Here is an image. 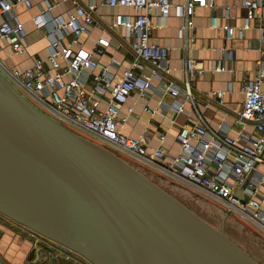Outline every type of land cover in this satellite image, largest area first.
Segmentation results:
<instances>
[{"label": "water", "instance_id": "obj_1", "mask_svg": "<svg viewBox=\"0 0 264 264\" xmlns=\"http://www.w3.org/2000/svg\"><path fill=\"white\" fill-rule=\"evenodd\" d=\"M0 211L96 264H261L109 147L41 110L1 69Z\"/></svg>", "mask_w": 264, "mask_h": 264}, {"label": "built area", "instance_id": "obj_2", "mask_svg": "<svg viewBox=\"0 0 264 264\" xmlns=\"http://www.w3.org/2000/svg\"><path fill=\"white\" fill-rule=\"evenodd\" d=\"M74 1V9L66 14L50 13L46 16L54 3L44 0L43 12L34 15L32 20L37 27L48 30L50 45L47 56L36 58L32 65L24 68L1 62L3 73L41 110L67 127L70 125L105 146L156 166L189 187L213 197L229 211L245 216L264 228V193L259 191V185L264 186V169L257 179L252 178L257 164L264 159V69H260L255 78L243 83L244 100L240 117L244 122L254 124L257 131L254 139L239 145V138L233 136H208V128L202 121L183 124L178 132L181 151L172 155L168 162L158 163L156 158L164 157L165 151L162 148L148 150L137 138L122 132L120 125L134 111L132 104H126L129 97L137 88H145L151 78L150 74L137 78V66H142V60L159 63L168 56L169 48L152 42L150 34L153 13L159 10L167 15L170 1L104 0L109 5L131 8V12H116L113 16V24L122 26L127 35L133 37L131 48L134 54L122 77L115 81L105 67L103 71H93L98 61L93 51L80 41V35L96 21L97 2ZM15 2H21L28 8L33 5V0H0V47L7 41L14 54H24L28 46L24 22L16 15L8 16ZM263 3L264 0H243L246 9L244 27L250 25ZM197 5L213 6L214 0H184L177 10L179 14L188 16L195 12ZM225 27L232 28L228 24ZM97 43L108 45L109 39L100 36ZM188 66L194 68L192 60ZM197 71L202 72L203 68ZM89 78L93 80V92L103 94L110 90L102 107L87 92L85 84ZM171 91L176 93L175 89ZM214 93L222 101L223 90ZM233 149L239 151L231 159L228 154ZM210 162L214 163V169L210 168ZM224 166H228L229 170H224ZM31 230L34 231L29 233L31 248L37 253L35 263L41 259L39 264H51L55 258L57 263L62 260L64 264H96L67 245ZM0 264L5 263L0 259Z\"/></svg>", "mask_w": 264, "mask_h": 264}, {"label": "crops", "instance_id": "obj_3", "mask_svg": "<svg viewBox=\"0 0 264 264\" xmlns=\"http://www.w3.org/2000/svg\"><path fill=\"white\" fill-rule=\"evenodd\" d=\"M51 1L54 6L46 16L66 14L76 5L74 0ZM78 1L97 2L96 21L80 35V41L93 51L98 61L93 71L100 72L105 67L113 81L120 79L134 59L133 37L127 35L122 26L113 24V16L116 12H131V8L109 5L104 0ZM169 1L167 15L159 10L153 13L150 34L152 42L169 48L168 56L159 63L142 60V66L135 69L137 78L142 79L144 74H150L151 78L145 88H137L129 97L126 104H132L134 111L120 125L121 131L137 138L148 150L162 148L166 154L156 158L158 163L168 162L172 155L181 151L179 129L183 124L196 121L204 122L208 136H233L239 138V145L246 144L257 136V131L252 122H244L240 117L243 83L264 69V3L250 25L244 27L243 0H214L213 6L197 5L195 12L188 16L177 10L184 0ZM44 6V0H33L30 8L21 2L12 5L8 16L16 15L24 22L28 46L24 54H14L8 42H3V48L9 51L4 58L9 66L24 68L32 65L36 58L47 56L48 30L37 27L32 20L34 15L43 12ZM225 24L232 28L228 29ZM100 36L108 38L109 44L99 45ZM190 60L194 68L188 66ZM200 68L202 72L197 71ZM262 85L264 87V81ZM85 87L100 107L106 104L110 90L103 94L93 92L92 78ZM216 90H223L222 101L214 93ZM237 151L230 150L228 156L234 159ZM147 166L158 170L152 164ZM209 166L215 168L212 162ZM256 167L252 173L254 179L264 169V159ZM224 170L229 167L224 166ZM259 191L264 193V186L259 185Z\"/></svg>", "mask_w": 264, "mask_h": 264}, {"label": "rangeland", "instance_id": "obj_4", "mask_svg": "<svg viewBox=\"0 0 264 264\" xmlns=\"http://www.w3.org/2000/svg\"><path fill=\"white\" fill-rule=\"evenodd\" d=\"M8 52V49L6 51V48L0 47V67L5 62L4 58H7ZM68 127L89 138L91 137L70 125ZM93 139L97 140L96 138ZM109 149L131 163L216 228L222 229L227 236L257 261L264 264V228L262 226L245 216L229 211L226 206L213 197L189 187L178 178L161 170L153 169L147 166L148 164L146 165L145 162L135 160L116 149L111 147ZM31 229L33 228L0 211V259L5 264H39L41 262V259H38V262L35 263L37 253L31 248L29 233L34 232ZM57 264H64V262L59 260Z\"/></svg>", "mask_w": 264, "mask_h": 264}, {"label": "flooded vegetation", "instance_id": "obj_5", "mask_svg": "<svg viewBox=\"0 0 264 264\" xmlns=\"http://www.w3.org/2000/svg\"><path fill=\"white\" fill-rule=\"evenodd\" d=\"M55 264H57V262Z\"/></svg>", "mask_w": 264, "mask_h": 264}]
</instances>
